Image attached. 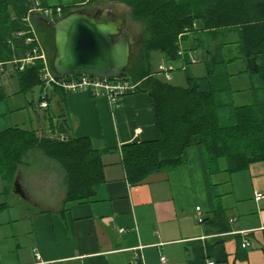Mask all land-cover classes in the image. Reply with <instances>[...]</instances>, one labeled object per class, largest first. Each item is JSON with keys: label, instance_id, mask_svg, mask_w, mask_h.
I'll use <instances>...</instances> for the list:
<instances>
[{"label": "trees", "instance_id": "16d2710c", "mask_svg": "<svg viewBox=\"0 0 264 264\" xmlns=\"http://www.w3.org/2000/svg\"><path fill=\"white\" fill-rule=\"evenodd\" d=\"M99 1L62 5L60 15L54 12L45 16L39 8L50 6L43 0H0V76L9 72L15 82L14 94L48 86L43 76L45 62L39 57L44 51L38 37L39 27L54 35L46 21L53 22L71 10L90 8ZM106 1L124 3L130 8L132 19L145 27L146 36L141 40L145 63L136 72L127 68L124 78L137 84L136 91L149 93L156 105L158 138L122 147L128 180L137 185L153 173L176 168L186 161L190 146L200 148L214 168L231 173L264 161V0ZM198 23L201 26L197 28ZM225 31L237 33L238 40L203 46L197 43L196 47L183 44L192 34H196L197 40L206 36L213 41ZM181 47L185 50L184 58L178 54ZM199 48L205 62V73L200 76L190 70L188 57L189 51ZM154 51L163 53L170 62L179 59L186 62L185 85L171 83L154 69ZM29 57L34 59L25 63ZM52 60L48 61L49 67L57 75ZM239 60L244 68L237 74L249 77L248 90L253 98L243 104L235 100L239 90L233 88V74L229 71V66ZM51 86L53 91L67 94L62 88ZM10 97L0 84L3 177L14 183L20 169L28 164L27 158L39 153L55 161L64 172L67 187L62 201L64 211L70 203L88 201L104 181L102 150L93 146L90 137L73 136L66 119L56 123L52 119V131L9 125L8 114L24 107L10 109ZM51 99L52 94L41 98L39 103L47 100L45 108L49 109ZM221 161L226 162L224 167ZM5 207L0 204V212ZM209 222L214 227L221 226L220 230L229 229L222 209L216 210Z\"/></svg>", "mask_w": 264, "mask_h": 264}, {"label": "crops", "instance_id": "0c3cea01", "mask_svg": "<svg viewBox=\"0 0 264 264\" xmlns=\"http://www.w3.org/2000/svg\"><path fill=\"white\" fill-rule=\"evenodd\" d=\"M43 1L55 7L87 0ZM232 33L220 32L213 41L206 36L197 40L192 34L186 45L237 41L227 40ZM152 56L159 65L167 61L161 52ZM183 61H176L177 66ZM238 62L229 71L232 80L244 86L236 88L238 95L249 100L250 80L237 74L244 68ZM53 102L57 121L66 119L73 136L90 137L93 146L102 150L104 181L88 201L70 203L64 211L67 187L59 166L62 186L55 200L35 212L28 241L9 245V237L0 239V264H264V197L256 198L257 193L264 194V161L231 173L214 168L200 148L190 146L184 163L134 185L127 177L122 147L158 138L156 105L150 94L135 91L113 103L87 91L65 96L53 91L50 107ZM52 125L49 116L50 131ZM225 164L220 162L221 167ZM28 165L20 169L22 177ZM21 182L34 201L24 179ZM220 209L229 229L220 230L209 222Z\"/></svg>", "mask_w": 264, "mask_h": 264}, {"label": "rangeland", "instance_id": "374dc122", "mask_svg": "<svg viewBox=\"0 0 264 264\" xmlns=\"http://www.w3.org/2000/svg\"><path fill=\"white\" fill-rule=\"evenodd\" d=\"M96 4L94 7L112 8L114 12L126 18L128 26L134 33L137 42L134 47V55L128 66V70L136 72L145 63V56L141 45V40L146 36L145 27L142 23L132 19L130 8L124 3L102 0ZM38 37L44 48L48 62L50 58L53 59L55 52L54 35H52L50 31H46L44 27H39ZM238 38L239 35L237 33H232L228 35L227 40H238ZM221 41H224V39H221ZM183 44L187 47L186 42ZM236 52L237 51L235 50V53ZM195 56L198 59V63L191 64L190 70L196 75H202L205 73V62L202 50L200 49L198 53H195ZM239 62L241 63L239 66L243 67V61L239 60ZM239 62L237 64H239ZM163 63L173 64L175 66V70L172 71L174 78L169 80L171 83L180 85L186 83L187 73L186 71L178 69L176 61L169 63L167 60ZM152 64L154 69L158 70L159 61L154 59ZM178 79H180L181 83H178ZM11 81L13 80H11L9 72L0 76V84L5 83L7 85L6 90L8 94H13L16 91L15 83L13 85ZM232 85L234 89L244 87L233 80ZM51 94H53L52 86L48 85L47 88L45 86H36L26 94L12 95L9 99L10 109H16L21 106L25 107L9 113L7 123L9 125H19L28 129L50 131L49 116L54 119L55 123L57 122V116L54 114L55 102L52 103L49 109L41 108L42 106L39 102L41 98H45L46 96L51 97ZM235 100L237 104H243L253 101V98L251 96L249 100H244L237 93L235 95ZM27 160L29 165L25 166V173L23 177H20V182L24 179V183L27 186V189H29V194L33 195L34 201H32L31 197H24L17 194L14 191V183L9 179H5L0 171V204L7 205V207L0 212V239L2 237H9V245L12 243L14 245L16 243L23 244L28 241L30 237L28 231L34 220L35 212L40 211L39 208L44 207L47 203L51 204V202L55 200L54 197L56 196V192L62 186V172L55 161L39 153L31 154Z\"/></svg>", "mask_w": 264, "mask_h": 264}, {"label": "water", "instance_id": "95a60500", "mask_svg": "<svg viewBox=\"0 0 264 264\" xmlns=\"http://www.w3.org/2000/svg\"><path fill=\"white\" fill-rule=\"evenodd\" d=\"M46 24L54 31L52 67L57 75L100 79L124 77L137 42L126 18L112 8L74 9ZM20 177L19 171L14 191L28 197Z\"/></svg>", "mask_w": 264, "mask_h": 264}, {"label": "built area", "instance_id": "2783aa9c", "mask_svg": "<svg viewBox=\"0 0 264 264\" xmlns=\"http://www.w3.org/2000/svg\"><path fill=\"white\" fill-rule=\"evenodd\" d=\"M39 10L45 16H52L54 12L60 15L62 13V6L60 5L55 7H47L45 9L39 8ZM38 49L39 47L36 48L34 51L38 52ZM178 54L182 56L181 58H184L185 50L181 47ZM39 57L42 58L45 62V66L43 68V76L44 79L46 80L47 85H56L62 88L66 93L87 91L96 96L104 95L113 103H118L119 100L122 99L124 95L135 92L137 89V84L130 82L128 79H125L124 77L119 79H100L86 75L69 76V77H63L59 75L57 76L54 73H52V71L50 70L44 51H42ZM188 57L191 64L198 63V59L192 52L190 51L188 52ZM33 59H34L33 57H29L25 59V63H29ZM187 66L188 65H186V62L183 61V63L177 67L180 70H185ZM174 70H175V66L173 64L161 63L158 68V71L168 81L172 79V71ZM47 105H48L47 100L42 101L41 106L46 107ZM263 197H264L263 193L256 194L257 199H261ZM197 210H200V207H197ZM198 220L202 222L203 217L199 216ZM121 230L123 231V229ZM248 245H249L248 241H245L243 243L244 247ZM161 259L163 262L166 261L165 256H162ZM209 264H214V262H210Z\"/></svg>", "mask_w": 264, "mask_h": 264}, {"label": "bare ground", "instance_id": "6f19581e", "mask_svg": "<svg viewBox=\"0 0 264 264\" xmlns=\"http://www.w3.org/2000/svg\"><path fill=\"white\" fill-rule=\"evenodd\" d=\"M31 32V31H30ZM34 32V31H33Z\"/></svg>", "mask_w": 264, "mask_h": 264}]
</instances>
